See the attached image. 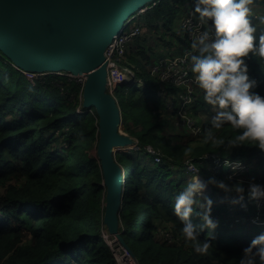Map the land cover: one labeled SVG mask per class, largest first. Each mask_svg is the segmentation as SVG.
I'll list each match as a JSON object with an SVG mask.
<instances>
[{
    "label": "trees",
    "instance_id": "trees-1",
    "mask_svg": "<svg viewBox=\"0 0 264 264\" xmlns=\"http://www.w3.org/2000/svg\"><path fill=\"white\" fill-rule=\"evenodd\" d=\"M188 1L158 0L144 13L145 27L154 25L160 30V39L170 40L188 11ZM251 8L259 35L264 31V0H252ZM177 37L175 52L169 54L194 51L188 39ZM144 39L145 35H140L139 41ZM138 51L150 67L157 61V56L148 55L145 45L140 44ZM11 63L1 53L0 264H118L102 235L105 186L96 153L99 133L95 108L82 106V86L74 79L53 73L44 81L33 79ZM247 63L251 76L260 82L256 91L264 95V58L250 56ZM138 73L145 80L144 86L134 85L132 92L118 102L120 128L124 127L123 131L137 141V148L134 143L116 152L125 179L119 225L123 239L139 264H238L243 247L264 229L250 218L228 217L221 213L223 206L212 205L211 212L213 216L217 213L214 218L219 220L216 238L211 237L207 252L198 253L181 232L182 221L173 210L174 197L190 181V173L194 174L185 162L190 157L206 180L210 176L226 178L224 171L228 167L215 168L213 157H206L213 153L221 159L242 158L252 170L251 177L256 181L259 176L257 181L264 183V150L250 140L229 152L217 149L206 141L209 131L227 139L235 137L237 130L231 124L221 129L211 127V117L217 109L204 100L199 85L194 101L184 104L183 111L191 116L208 112L211 117L202 122L195 117L201 125L194 132L182 124L185 115L178 111V93L185 92L183 87L163 81L164 91L159 93L157 78L149 81L141 71ZM139 90L141 93H137ZM168 92L177 94L171 99ZM170 101L172 107L168 106ZM190 142L196 144L189 149ZM147 145L162 150L160 161L145 150ZM185 149L191 154H186ZM210 185L212 191L206 196L215 194L218 200L224 190ZM246 199L243 211L251 217L257 213V204ZM195 207L200 208L199 204ZM236 212L237 217L242 216ZM260 219H264V204ZM161 230L178 239L168 242L159 233ZM206 233L205 229L200 238L208 239L210 234Z\"/></svg>",
    "mask_w": 264,
    "mask_h": 264
},
{
    "label": "clouds",
    "instance_id": "clouds-1",
    "mask_svg": "<svg viewBox=\"0 0 264 264\" xmlns=\"http://www.w3.org/2000/svg\"><path fill=\"white\" fill-rule=\"evenodd\" d=\"M251 3L252 0H195L194 13L206 27L193 34L191 49L194 51L186 54L190 56L191 71L204 100L217 109L211 117V127L221 129L231 124L237 130L235 137L227 139L218 138L211 131L206 135L207 142L228 152L233 147L246 145L249 140L264 150V95L256 91L260 82L251 76L247 63L250 56L264 58V31L257 35ZM223 163L233 170L242 167L241 161L225 159ZM227 173L226 178L210 176L205 181L200 179L197 170L174 197L173 210L182 221L181 232L198 253L208 251L219 224L211 215L213 200L203 195L209 184L225 193H236L230 202L240 203L242 207H247L245 196L255 201L264 198V183L257 181L259 176L256 181L251 177L245 186L242 178L233 181L235 171L228 177ZM199 197H204V202L197 208ZM205 229L210 236L201 239ZM238 264H264V231L253 235L243 247Z\"/></svg>",
    "mask_w": 264,
    "mask_h": 264
},
{
    "label": "water",
    "instance_id": "water-1",
    "mask_svg": "<svg viewBox=\"0 0 264 264\" xmlns=\"http://www.w3.org/2000/svg\"><path fill=\"white\" fill-rule=\"evenodd\" d=\"M151 1L0 0V52L16 67L27 73L86 75L82 106L94 107L98 115L96 153L105 186L103 226L122 241L137 263L119 230L125 179L116 159L117 150L132 144L134 138L121 131L120 105L106 91L104 51L127 18Z\"/></svg>",
    "mask_w": 264,
    "mask_h": 264
},
{
    "label": "built area",
    "instance_id": "built-area-1",
    "mask_svg": "<svg viewBox=\"0 0 264 264\" xmlns=\"http://www.w3.org/2000/svg\"><path fill=\"white\" fill-rule=\"evenodd\" d=\"M130 21H128L122 29L118 33H116L113 38L111 39L110 43L106 47L104 54L106 58V66H107V76H106V91L109 92L116 100L119 102V99L116 95V90L121 82L124 83H132V73L133 70L132 68L128 65L127 60L125 61V57L127 54V49L129 43L134 39L141 31L140 28V21L133 16H130ZM182 29H183V35L190 41L192 42L193 34L198 32L202 27L206 25H202L201 23H198L191 12H189L183 19L181 23ZM190 52L189 49H187L186 53L184 56H177L175 58H164L162 60H159L157 63L152 65V72L158 76L159 79L169 81L173 84L179 85V86H187L189 89L188 92L184 93L181 92L179 93L178 99L180 100V104L178 107V111L182 115H185L184 118L182 119V124H187L188 126L192 127L194 129V132H197L200 130V125L198 122H196V119H191L190 116L186 114L183 111V106L190 100L192 97L195 98L194 91L196 89L197 81L194 78V74L192 71L189 69V67L186 65L185 61L187 59L186 54ZM172 60V64L174 67V71H171L167 61ZM49 72V71H48ZM48 72H35L34 74H41L38 79L44 81L46 77L48 76ZM48 73V74H46ZM45 74V75H44ZM53 74H59L63 76H67L69 79H74L78 83L81 84L83 88V84L86 79V75L84 74H78V75H73L72 73L68 71H56V73ZM73 78H72V77ZM183 89L186 91V88L183 87ZM159 93H161L159 91ZM169 107H172L173 101H170L168 103ZM181 108V109H180ZM192 117V116H191ZM199 120V118H198ZM199 122H202L199 120ZM137 141L134 140L132 143L134 146V143L136 144L135 147L137 146ZM146 150L149 151L154 155V159L156 161H160V153L161 151L157 150H150V146L147 145ZM154 148V147H153ZM156 149V148H155ZM163 154V153H162ZM206 157H213L214 159V167L216 168L219 165H224L223 161L228 158L221 159L220 156L216 153H213L211 155H206ZM231 160V159H230ZM233 162L235 161H241L242 162V167L237 168L233 170L231 166H228V173L227 177L235 171V175L233 178L235 179H240L242 178L244 182H249L252 176V170L249 166V164L245 160L241 159H235L232 160ZM186 165L189 171L193 172L196 174L198 167L193 162V158L190 157L186 161ZM259 179V178H258ZM236 193H224L221 195V197L217 200V203L219 206H223L224 210L221 212L224 215L231 217L235 220L241 219V218H250L253 222L256 223H262L264 224V219H260V210L261 206L264 204V198H261L259 201H256L257 204V213L251 217L245 216L244 209L246 207H242L240 203L233 204L230 202L231 198L236 196ZM247 204V199L245 196V201ZM239 211L238 214H242L241 217H237V212ZM159 233L163 234L165 237H167L168 242H172L174 239H178V237H173V235L169 231L161 230ZM102 235L104 236L105 240H107V233L103 229ZM173 240V241H174ZM124 252L122 254L123 258L122 263H130L131 261L133 262L132 264H139L137 263L131 253L128 251V249L124 248ZM121 251V250H120ZM116 259V257H115ZM127 259V261H125ZM133 259V260H132ZM117 261V259H116ZM117 263H119L117 261Z\"/></svg>",
    "mask_w": 264,
    "mask_h": 264
},
{
    "label": "rangeland",
    "instance_id": "rangeland-1",
    "mask_svg": "<svg viewBox=\"0 0 264 264\" xmlns=\"http://www.w3.org/2000/svg\"><path fill=\"white\" fill-rule=\"evenodd\" d=\"M158 0H156L155 2H157ZM165 1V0H164ZM191 1L190 4H189V8H188V11H186V13L188 14L189 12H191L193 14V17L194 19L198 22V23H201L202 22L199 20V16L198 14L194 13V6H195V0H189ZM188 1V2H189ZM154 1H151L148 3V5L144 6L141 10L135 12L133 15V17H136L139 21H140V28H141V31L140 33L134 38L132 39V41L129 43L128 45V49H127V54H126V57H125V61L127 60V63L128 65L132 68L133 70V73H132V77L131 79L133 80L132 83H128L126 85H119L117 90H116V95L119 99V101L121 100V98L128 92H132V89L134 87H143L144 86V78L138 73V71H141L144 75H146L148 78H149V81L153 78H157L159 81H160V85H159V91H164L163 90V81H166V80H162V79H159L158 76H156V74L154 72H152V65L151 67L147 64V61H146V58H143L141 57L138 49H139V45L140 44H143L145 45L146 47H148L149 49V53L148 55L149 56H157V61L155 63H157L159 60H162L164 58H175L177 56H184L186 51L184 50L183 54H180V55H172L174 52H175V47H176V44H177V34L180 35L182 38H186L184 35H183V29H182V26H181V20L179 23V25H177L175 28H174V35L172 36V38H170V40H164V39H160L158 37L159 33H160V30L159 29H156L153 26H148V27H145L146 25V21L144 20V13L146 10L150 9L153 7ZM186 13L183 15L185 16ZM151 20H154V17L151 18ZM159 24L162 23V21L158 22ZM143 27H145L143 29ZM206 27V26H204ZM140 35H145V39L143 41H139V37ZM187 39V38H186ZM171 41H173V44L171 43ZM174 51V52H173ZM173 52V53H172ZM191 52V50H190ZM189 52V53H190ZM169 53H172V54H169ZM0 55H1V52H0ZM187 59L185 61L186 65L189 67V69L191 70V63H188V55H186ZM131 62V64H130ZM154 63V64H155ZM13 65V67H15L16 69H19L18 67H16L13 63H11ZM167 64L170 68L171 71H174V67H173V64H172V60H168L167 61ZM134 66V67H133ZM22 73H24V75H26L27 77H33V79L35 78H39L41 77L42 75L41 74H34V73H27V72H24L23 70H21ZM49 73V74H48ZM46 74L50 75L52 73H56V72H48ZM41 75V76H40ZM45 75V74H44ZM72 77V76H71ZM73 78V77H72ZM137 84V85H136ZM136 85V86H134ZM176 85V84H175ZM196 85V88L198 86V83L195 84ZM134 86V87H133ZM181 87H184L186 88V92L189 91V89L187 88V86H184L182 85ZM137 93H141V91L139 90ZM181 93V91L179 92ZM179 93H178V97H179ZM177 92L173 93V92H168L167 93V97H170L171 99H174L175 96H176ZM194 101V98L192 97L190 100H188V102H193ZM181 102H177V105H179ZM174 105V104H173ZM181 109V108H180ZM202 115H197V116H190L191 119H195V117H198L199 119H201V121H206L208 120L211 116L208 112H205L204 114L201 113ZM155 118V117H153ZM133 122L130 121V125H132ZM176 125V124H175ZM176 127V126H175ZM179 127V126H178ZM177 127V128H178ZM124 129V127H122ZM121 129L122 132L123 129ZM125 130V129H124ZM158 135H159V132H157ZM177 141V139L173 136V140H172V143L175 144ZM197 142V141H196ZM196 142H190L188 145H187V148H192ZM150 146V150H157V151H162L161 149L159 148H153L152 145H149ZM127 148H132L131 146L127 147ZM137 148V146L135 147ZM127 150V149H126ZM146 150V148H145ZM185 152L186 154H191L189 150H186L185 149ZM148 158H150L148 156ZM153 159V158H152ZM152 159H149V161L152 162ZM196 159H198L196 157ZM153 161H155L153 159ZM196 164V163H195ZM191 174L190 173V179L192 178L191 177ZM128 175V174H127ZM131 187H133L131 185ZM208 189H209V186H208ZM206 192L204 193V196H205ZM204 198V197H203ZM204 202V201H203ZM203 204V203H201ZM104 230L106 231L107 233V240L109 241L108 244L112 250V254L114 255V257H116L117 261L119 262L118 264H123L122 263V259L123 256V252H124V245L122 243V241L118 240L115 236L111 235L108 230L106 228H104ZM141 230H144V229H141ZM121 232V231H120ZM127 244V243H126ZM128 245V244H127ZM129 246V245H128ZM121 250V251H120ZM133 260V259H132ZM125 261H127V259H125ZM133 262L131 261L130 263H124V264H132Z\"/></svg>",
    "mask_w": 264,
    "mask_h": 264
},
{
    "label": "crops",
    "instance_id": "crops-1",
    "mask_svg": "<svg viewBox=\"0 0 264 264\" xmlns=\"http://www.w3.org/2000/svg\"><path fill=\"white\" fill-rule=\"evenodd\" d=\"M186 15H187V14H186ZM186 15H185V16H186ZM186 50H187V49H185V51H186ZM224 173H225L224 175H226V173H227V169L224 171ZM189 177H190V176H189ZM191 177H193V175H192ZM189 179H190V178H189ZM190 180H191V179H190ZM209 187H210V190H209L208 192H206V191H207V188H206V190H205L206 195L209 194V193H211V191H212V188H211V185H210V184H209ZM210 198H211V199L213 200V202H214V203H213V206L218 205V204H217V200H216V195H215V194H214V195H211ZM201 203H202V202L199 203V207H200ZM218 206H219V205H218ZM213 213H214V212H211V215H212V216H213ZM216 216H217V213H216V215L213 216V217H216ZM258 225H259V226H257V227H261V228L264 229V226H263V225H260V224H258ZM258 233H259V232H258Z\"/></svg>",
    "mask_w": 264,
    "mask_h": 264
},
{
    "label": "bare ground",
    "instance_id": "bare-ground-1",
    "mask_svg": "<svg viewBox=\"0 0 264 264\" xmlns=\"http://www.w3.org/2000/svg\"><path fill=\"white\" fill-rule=\"evenodd\" d=\"M149 3V2H148ZM142 9V7L139 9V10H141ZM138 10V11H139ZM137 12V11H136ZM135 13V12H134ZM133 15V14H132ZM130 17H128L127 18V20L124 22V24H123V26L128 22V21H130V19H129ZM200 177V176H199ZM200 179H202V180H204L202 177H200ZM208 188V187H207ZM205 193V192H204ZM204 195V194H203Z\"/></svg>",
    "mask_w": 264,
    "mask_h": 264
}]
</instances>
